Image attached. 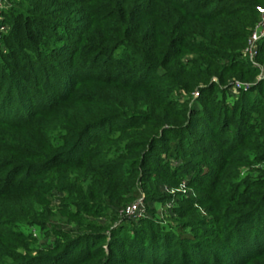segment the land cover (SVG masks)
Returning <instances> with one entry per match:
<instances>
[{"label": "trees", "instance_id": "16d2710c", "mask_svg": "<svg viewBox=\"0 0 264 264\" xmlns=\"http://www.w3.org/2000/svg\"><path fill=\"white\" fill-rule=\"evenodd\" d=\"M15 1L0 39V198L55 189L102 215L140 177L203 190L235 156L264 163V81L255 83L260 69L244 53L264 0ZM224 60L251 84L228 104L234 87L221 80L225 99L206 105L202 85ZM196 84L202 99L182 104L179 90ZM34 127L39 143L23 132ZM232 180L219 207H175L176 225L153 214L125 226L74 214L81 232L59 230L37 254L20 221L37 224L45 203L30 201L26 213L0 204V264H264V175ZM196 204L210 218L188 216Z\"/></svg>", "mask_w": 264, "mask_h": 264}, {"label": "rangeland", "instance_id": "374dc122", "mask_svg": "<svg viewBox=\"0 0 264 264\" xmlns=\"http://www.w3.org/2000/svg\"><path fill=\"white\" fill-rule=\"evenodd\" d=\"M10 5L17 4L18 1L10 0ZM12 2V3H11ZM264 7V5H262ZM253 30V29H252ZM252 32V31H251ZM248 35L247 41L244 46V53L246 54L245 57L248 58L250 61H253L257 67L260 69V74L256 78L255 83H260L261 80L264 81V47L261 48L260 55V44H259V53L254 60H251L249 55L246 52L248 39L250 34ZM226 47L229 49L230 46L234 44L232 42H226ZM1 50V46H0ZM1 53V52H0ZM193 55H188L186 59L193 58ZM187 62V61H186ZM216 68H219V74L210 78L208 82L203 87H207L206 89L209 90L210 96L206 94L205 101L202 102L206 105H209L212 101L211 99H225V95L222 96L220 91L228 88V86L220 89L222 86L221 80L229 81V85H231L232 89L229 90L227 94L228 100L227 103L231 104L234 99L237 98L238 94V84L242 85L243 83H249L246 80H243L246 77L243 76H233L236 75L235 72H232L229 68V64L227 60L224 61H216ZM238 74V73H237ZM235 77L236 79H233ZM239 80H238V78ZM216 83V85H213ZM227 83V82H226ZM189 90V91H188ZM183 89L181 88L179 91L186 93L184 97L180 100L182 104H193L198 99L201 98V89L199 88L198 84L191 87V89ZM180 95V93L178 92ZM215 118V117H214ZM0 129L2 127L0 126ZM5 129V128H4ZM9 129V128H8ZM7 129V130H8ZM216 131L217 134H220L219 131ZM25 136L29 138V140L34 141L36 143L41 142V137L43 134V130L39 128H27V130L23 131ZM249 151V150H246ZM235 151L230 152V155H234ZM222 156V151L220 152ZM221 156H214L215 159H218ZM236 164L227 165L224 169V173L216 178V176L210 177L205 182V189L197 190L187 186L185 180H179L172 182L170 180L162 182L155 178V176L150 175L138 182V187L132 193H126L123 190H120V199L114 204L111 202L108 210H105L106 214L102 215H91L87 212H84L81 207L75 206L74 201L69 199L68 194H64V192L56 191L55 189H48V190H40L38 191V195L33 197L31 200V191H23L14 194H10L5 198H0V204L3 205L4 208L9 210H15L17 212H28V206L30 201L33 202V205H36L38 202L45 203L39 209V211H43L45 216H40L38 220L40 224H29L25 223L24 221H20L21 227L27 233H32V237L34 238V248L38 249L34 254H37L39 251L43 252L50 246L56 244L57 241H60L62 237L60 234H57L59 230L67 231L69 233L78 232L80 233V228L77 225V221L75 220L74 214H79V219H83V217H88L89 221H99L106 225H127L130 222L126 219L125 212H123L124 208L136 201L142 199L143 201V214L139 217H147L150 214L157 215L160 219L165 220L166 222H170L176 225V216L177 212H175V207H182L183 210L190 207V200L191 199H198L209 201L211 204L219 207V191L223 187V184L226 183L227 180L232 178L233 180L231 183H235L237 187H240L242 184V180L245 178L251 177L252 179H260L262 174L264 175V163H254L251 164H240L237 162L238 156H235ZM234 161V160H233ZM215 161L208 160V165L206 168L211 166H215ZM71 169V168H70ZM71 171H74L71 169ZM33 177V176H32ZM122 179H125V175L122 174ZM107 186V184H106ZM105 186V187H106ZM161 195L168 196V200L161 202L158 201L157 198ZM201 206V205H200ZM198 204L194 205L192 211L189 212L188 216L192 215L197 219L201 218H210L208 215V210L206 206L200 207ZM38 210H36L37 212ZM39 211L37 213H39ZM111 218L113 220H111ZM134 219V218H129ZM138 219V218H135ZM125 231V230H124ZM122 230V233L124 232ZM38 247V248H37Z\"/></svg>", "mask_w": 264, "mask_h": 264}, {"label": "built area", "instance_id": "2783aa9c", "mask_svg": "<svg viewBox=\"0 0 264 264\" xmlns=\"http://www.w3.org/2000/svg\"><path fill=\"white\" fill-rule=\"evenodd\" d=\"M10 8L9 0H0V39L2 35L8 31V26L4 23L5 12ZM258 21L254 26L250 37L248 39V45L246 52L251 58L257 57L259 53V44L260 41L264 38V7H258ZM244 86V85H243ZM238 87L241 88V84H238ZM250 88L248 85L244 86V89ZM143 201L142 199L126 206L123 210L128 218H139L143 214Z\"/></svg>", "mask_w": 264, "mask_h": 264}]
</instances>
